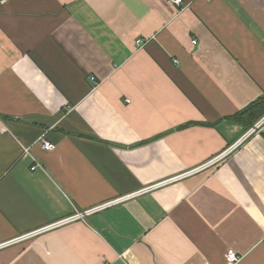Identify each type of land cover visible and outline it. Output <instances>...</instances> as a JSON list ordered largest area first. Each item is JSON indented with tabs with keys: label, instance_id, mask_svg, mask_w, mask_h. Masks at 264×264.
Instances as JSON below:
<instances>
[{
	"label": "crops",
	"instance_id": "0c3cea01",
	"mask_svg": "<svg viewBox=\"0 0 264 264\" xmlns=\"http://www.w3.org/2000/svg\"><path fill=\"white\" fill-rule=\"evenodd\" d=\"M6 243L0 264H264V0H0Z\"/></svg>",
	"mask_w": 264,
	"mask_h": 264
},
{
	"label": "built area",
	"instance_id": "2783aa9c",
	"mask_svg": "<svg viewBox=\"0 0 264 264\" xmlns=\"http://www.w3.org/2000/svg\"><path fill=\"white\" fill-rule=\"evenodd\" d=\"M168 1H169L171 4L175 5V6H180L181 3H182V0H168ZM207 1H212V0H207ZM140 44H141V41H137L136 45H140ZM192 44L195 45L196 42H195V41H192ZM90 80L93 82V81H94V78L92 77V78H90ZM261 122H262V121H261ZM261 122H260V123H261ZM260 123H259V124H260ZM259 124H258V126H259ZM39 142H40V144L42 145L43 149H45V150H47V151H52V150L55 149V145H54V144H52V143H48L46 140H44V139H42V138L40 139ZM232 149H233V147H232V148H229V149L226 151V153H228V152L231 151ZM222 157H223V156L216 157L215 159L209 161V162L207 163V165H208V164H212V163H214L216 160H219V159H221ZM204 166H205V165H204ZM190 173H191V172H190ZM190 173H186V175H187V174H190ZM178 178H179V177H178ZM172 180H175V179H172ZM172 180H170V181H165V182H163V183H160V184H158V185L152 186V187L147 188V189H143V190H141V191H139V192H137V193H133V194H130V195H128V196H125V197H122V198L116 199V200L111 201V202H109V203L101 204V205H99V206H97V207H94V208H92V209H88V210L83 211V212H75L73 215H71V216H69V217H67V218H65V219H63V220H61V221H58V222L53 223V224H51V225H48V226H46V227H44V228H42V229H40V230H38V231H35V232H33L32 234H30V235H25V236L20 237V238H18V239H14L13 242L21 241V240H26V239L30 238L31 236H34V235L40 234V232H43V231H46V230H50V229H54V228H56V227H59V226H62V225L68 224V223H70V222H74V221H78V220H83V219H85V217H88V216H90V215H92V214H94V213H96V212H98V211H100V210H103V209H105V208H107V207H110V206H113V205H116V204H118V203H121V202L125 201L127 198H129V197H131V196H136V195H138V194H140V193H143V192L149 191V190H151V189H153V188H156L157 186H160V185H162V184H165V183L171 182ZM7 244H8V243H6V244H4V245H0V247L5 246V245H7ZM225 262H226V264H238V262H239V258H238V256H237L233 251H228V252L226 253V256H225Z\"/></svg>",
	"mask_w": 264,
	"mask_h": 264
}]
</instances>
